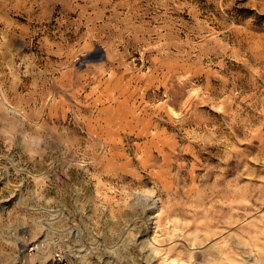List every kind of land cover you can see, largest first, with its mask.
Segmentation results:
<instances>
[{
	"label": "rangeland",
	"instance_id": "1",
	"mask_svg": "<svg viewBox=\"0 0 264 264\" xmlns=\"http://www.w3.org/2000/svg\"><path fill=\"white\" fill-rule=\"evenodd\" d=\"M264 264V0H0V264Z\"/></svg>",
	"mask_w": 264,
	"mask_h": 264
},
{
	"label": "built area",
	"instance_id": "2",
	"mask_svg": "<svg viewBox=\"0 0 264 264\" xmlns=\"http://www.w3.org/2000/svg\"><path fill=\"white\" fill-rule=\"evenodd\" d=\"M44 240L39 242L32 241L26 245V256L21 258L17 264H73L69 257V251L66 244L58 237H53L49 246H51L50 256L45 260L32 261V258L41 257L45 252Z\"/></svg>",
	"mask_w": 264,
	"mask_h": 264
}]
</instances>
